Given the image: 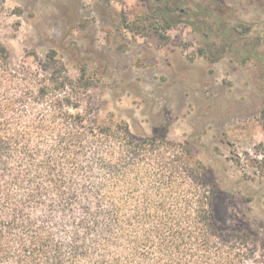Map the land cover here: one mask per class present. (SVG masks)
I'll use <instances>...</instances> for the list:
<instances>
[{
	"label": "trees",
	"instance_id": "1",
	"mask_svg": "<svg viewBox=\"0 0 264 264\" xmlns=\"http://www.w3.org/2000/svg\"><path fill=\"white\" fill-rule=\"evenodd\" d=\"M239 59L262 64L264 50ZM85 74L54 50L16 68L0 43V264H249L257 240L218 226L191 142L93 118Z\"/></svg>",
	"mask_w": 264,
	"mask_h": 264
},
{
	"label": "rangeland",
	"instance_id": "2",
	"mask_svg": "<svg viewBox=\"0 0 264 264\" xmlns=\"http://www.w3.org/2000/svg\"><path fill=\"white\" fill-rule=\"evenodd\" d=\"M0 43L16 68L54 50L71 77L84 69L98 121L190 141L216 223L252 234L249 264H264V63L239 59L264 50V0H0Z\"/></svg>",
	"mask_w": 264,
	"mask_h": 264
},
{
	"label": "flooded vegetation",
	"instance_id": "3",
	"mask_svg": "<svg viewBox=\"0 0 264 264\" xmlns=\"http://www.w3.org/2000/svg\"><path fill=\"white\" fill-rule=\"evenodd\" d=\"M180 11H182V9H180Z\"/></svg>",
	"mask_w": 264,
	"mask_h": 264
}]
</instances>
